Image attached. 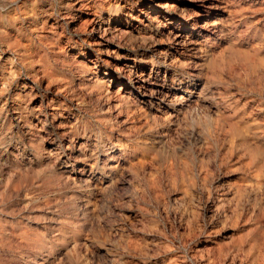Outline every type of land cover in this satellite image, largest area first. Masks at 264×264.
<instances>
[{
  "label": "rangeland",
  "instance_id": "374dc122",
  "mask_svg": "<svg viewBox=\"0 0 264 264\" xmlns=\"http://www.w3.org/2000/svg\"><path fill=\"white\" fill-rule=\"evenodd\" d=\"M0 264H264V0H0Z\"/></svg>",
  "mask_w": 264,
  "mask_h": 264
},
{
  "label": "bare ground",
  "instance_id": "6f19581e",
  "mask_svg": "<svg viewBox=\"0 0 264 264\" xmlns=\"http://www.w3.org/2000/svg\"><path fill=\"white\" fill-rule=\"evenodd\" d=\"M165 5H167V3H165Z\"/></svg>",
  "mask_w": 264,
  "mask_h": 264
}]
</instances>
